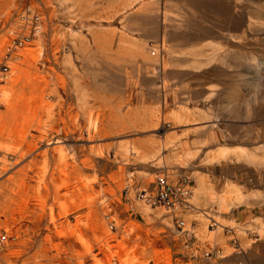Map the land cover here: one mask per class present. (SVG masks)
Masks as SVG:
<instances>
[{"label":"rangeland","instance_id":"obj_1","mask_svg":"<svg viewBox=\"0 0 264 264\" xmlns=\"http://www.w3.org/2000/svg\"><path fill=\"white\" fill-rule=\"evenodd\" d=\"M38 13L1 92L0 264H264V0H0V58Z\"/></svg>","mask_w":264,"mask_h":264},{"label":"bare ground","instance_id":"obj_2","mask_svg":"<svg viewBox=\"0 0 264 264\" xmlns=\"http://www.w3.org/2000/svg\"><path fill=\"white\" fill-rule=\"evenodd\" d=\"M36 15H38V18H37V21L35 22V23H33V22H31V18L30 19H28L27 17L25 18V20L27 19V20H29L30 21V25H29V29H28V33L27 34H29V33H31V34H29L30 35V37H31V39H33V37L34 36H36V34L38 33V30H37V28H40V23H41V20H40V14L38 13V14H36ZM26 20V21H27ZM257 21V20H256ZM258 22H260V21H258ZM253 24V23H252ZM255 24V23H254ZM262 26V25H261ZM21 27H23L24 28V26L22 25ZM37 27V28H36ZM25 28H26V26H25ZM40 30H41V28H40ZM25 32L26 33V29H22V31L20 32V33H17V32H15V34H19V35H21V34H24V33H22V32ZM17 36V37H19V38H21L20 36ZM25 35V34H24ZM26 36V35H25ZM24 39H26L27 37H24V36H22ZM15 38V37H14ZM29 40L28 41V43L30 42V41H32V40ZM26 44H27V42H26ZM25 45V44H24ZM23 45V46H24ZM157 49H158V47L157 46H154L153 47V54H154V52H157ZM2 51H3V49H1ZM0 50V51H1ZM5 51V50H4ZM20 49H18V48H16L14 51H13V53H12V55H9L8 56V58H7V60H6V64H7V68H8V71H7V73L4 75V77L2 78V85H0V104L1 103H5L6 104V98H5V96L3 95V93H1V92H3L2 90H3V88H4V84H5V82L7 83V81L10 83V84H12L13 82H14V80H17V79H15V77H13V71L12 72H10V62H11V60H12V56H15L16 57V54H17V56H19L20 57ZM1 53V52H0ZM238 59L240 60V61H243V60H245V57H242V55L241 56H239L238 57ZM14 60H16V59H14ZM247 60V59H246ZM18 61V60H17ZM158 67V66H157ZM17 67H15V69H16ZM15 69H13V70H15ZM18 69V68H17ZM16 72V71H15ZM17 73V72H16ZM19 75V74H18ZM17 78V77H16ZM44 95H45V93H44V91H43V97H44ZM42 97V98H43ZM84 97H86V94L84 95ZM45 98V97H44ZM87 98V97H86ZM80 101H81V99H80ZM80 101H79V103H80ZM82 102V101H81ZM246 102V101H245ZM47 104H49V103H47ZM85 103H82V105H84ZM87 104V103H86ZM247 104V103H246ZM43 107H45V109L47 110L48 108H49V106H47V105H45V103H44V105H43ZM83 109V108H82ZM31 111V110H30ZM89 111V110H88ZM48 112V111H47ZM88 114V113H87ZM91 114V113H90ZM90 114H88V117H87V119H86V122H85V124L83 125H79L77 128H76V131L78 132V134H79V138L82 140V141H84V142H88V139H89V135H88V133H94V135L95 136H99L100 135V131H101V129H100V126H99V122L97 121V118H95V119H93L92 117H90ZM50 115V114H49ZM176 118H178V117H176ZM38 120H40V119H38ZM32 121H33V124L36 126L34 129L37 131V132H43L46 128V126H43L42 124H41V122L40 121H37L36 122V120L33 118L32 119ZM27 124V123H26ZM33 125V126H34ZM45 125V124H44ZM27 128H28V126H27ZM49 129V128H48ZM52 129V128H51ZM27 130V129H26ZM24 131V130H23ZM22 132V131H21ZM25 132V131H24ZM45 132V131H44ZM20 134V133H19ZM25 134V133H24ZM21 135V134H20ZM19 135V136H20ZM43 135V134H42ZM25 136V135H24ZM27 136V135H26ZM41 138V139H40ZM39 139L42 141L43 140V138L44 139H46V137H40ZM22 139V138H21ZM25 139V138H24ZM50 139H47V141H49ZM61 142V140L60 139H58L57 138V142L56 143H60ZM49 144H51V142H49V143H47V145H49ZM9 147V146H8ZM8 147H6V145L4 146V145H2V144H0V156L3 154V155H12L11 154V150L8 148ZM220 148V147H219ZM257 148V147H256ZM69 150H71V151H74V152H76V153H79V152H82V159L80 160V164L82 165V166H85L86 164H88L89 162H92V157H91V153H94V155L95 156H99V152L97 151V149L96 150H94V148L92 147V146H90V148L87 150L86 149V147H84V148H81V149H78V148H75L74 146L73 147H69L68 148ZM36 150V149H35ZM132 150H134L133 148H132ZM14 151H15V149H14ZM37 151V150H36ZM48 151H50L49 153H52V160H54V162H56V163H60L61 161H63L64 159H65V152H64V150H63V148H60V146H58V147H55V148H53L52 150L51 149H49V150H44L43 152H42V157L44 158V160H46V158L44 157V156H46L47 154H48ZM16 152H18V151H16ZM67 152V151H66ZM217 152V155H215V157H213V159H215V158H225V157H227V156H232V157H234V158H237L238 156L239 157H244L246 160H248L249 162L251 161L252 163L253 162H255V161H253L252 159V155L251 154H249V152H247V150L245 149V148H239L238 147V149H236V150H229L228 148H226V147H221L220 148V150H217L216 151ZM13 153V152H12ZM132 153H135V151H133ZM16 154V153H15ZM212 154V153H211ZM216 154V153H215ZM76 155V154H75ZM255 155V154H254ZM13 156V155H12ZM237 156V157H236ZM70 157V156H69ZM253 157H256V156H253ZM261 157H263V156H261ZM80 158V157H79ZM78 158V159H79ZM160 158V157H159ZM209 158V157H208ZM207 158V159H208ZM258 158V157H257ZM256 158V159H257ZM73 159V158H72ZM210 159V158H209ZM255 159V158H254ZM262 159V161L264 162V159L263 158H261ZM43 160V159H42ZM74 160V159H73ZM160 160V159H159ZM158 160V161H159ZM217 160V159H216ZM239 160V159H238ZM66 161V160H65ZM211 161V160H210ZM42 162V161H41ZM45 162V161H44ZM70 162V161H69ZM76 162V161H75ZM68 163V162H67ZM159 163H160V161H159ZM35 164V163H34ZM78 164V163H77ZM40 166H41V164H40ZM42 166H43V164H42ZM76 167V166H75ZM43 168V167H42ZM47 168V167H46ZM45 169V168H44ZM43 173V172H42ZM64 173V172H63ZM166 175V174H165ZM65 181V180H64ZM189 181V180H188ZM198 183H197V185H198V188L199 189H196L195 190V195L193 196V198L195 199V200H197V196H196V193L199 191V193L201 192V193H203V194H207L208 195V197H210V193L211 192H208V191H206V188L204 187V183H203V180H202V178L199 176V178H198ZM154 185V184H153ZM231 185V184H230ZM226 186H227V184H226ZM232 186V185H231ZM228 187V186H227ZM228 188H231V187H228ZM235 188H237V187H235ZM232 189V188H231ZM141 191H143V192H145V190H141ZM153 192V191H152ZM210 194V195H209ZM191 195V194H190ZM227 196H229V197H232L233 196V198H237V197H239L240 196V193H239V191L238 190H232V191H228L227 193L226 192H224V194L221 196V198H219V206L221 205V206H223V205H228L229 204V197H227ZM190 197V196H189ZM211 198V197H210ZM140 200L142 199V200H144V201H146L147 200V197H146V195L145 194H143V195H141L140 196V198H139ZM213 199V198H212ZM209 201H210V199H209ZM212 201V200H211ZM146 203H147V201H146ZM185 204L187 205L188 204V206H189V203L188 202H185ZM217 204V205H218ZM220 206V207H221ZM155 207V206H154ZM159 207H161V206H159ZM219 207V208H220ZM229 208V207H228ZM227 208V209H228ZM180 209V208H179ZM173 210V209H172ZM164 211H165V213H167V212H169L168 210H166L165 208H164ZM176 213V212H175ZM181 213V212H180ZM170 214V213H169ZM173 222V221H172ZM111 226H113L112 224H111ZM176 226V225H175ZM174 226V227H175ZM182 226V222H181V225L179 226V224L176 226L177 228V230H179L178 232H180V233H182L183 231H185V229L183 228V227H181ZM185 226V225H184ZM219 227H222V224H220L219 225ZM208 238L209 239H211V238H213V235H209L208 236ZM5 242H6V240H5ZM4 242V243H5ZM3 246H4V244H3ZM2 246V247H3ZM2 247H1V249H0V253H1V250H2ZM237 247V246H236ZM207 255V254H206Z\"/></svg>","mask_w":264,"mask_h":264},{"label":"built area","instance_id":"obj_3","mask_svg":"<svg viewBox=\"0 0 264 264\" xmlns=\"http://www.w3.org/2000/svg\"><path fill=\"white\" fill-rule=\"evenodd\" d=\"M30 18H31V22L35 23L37 21L38 16L36 15V16L30 17ZM22 28L23 27H21L20 30H22ZM22 33H24L26 36L24 34H21V35L17 34L16 37L14 39H12L11 42H9L5 46V51H4L5 54L2 55V57L0 58V85H2V78L4 77V75L8 71L7 64H6V60H7L8 56L12 55L13 51L16 48L22 47L24 44H26V42L28 43V41L31 39V37L29 35L31 33L27 34L24 31ZM18 35L21 38L17 37ZM22 36L27 37V38L24 39ZM154 183H155V189H156V196L153 198V199H155V201H153V203L158 204V206H161V207L165 208L166 210H169L170 207H173L175 205V202H176L175 199H173V197H172L173 193L175 191V188L170 186L168 184V182L166 181V179L162 176L156 177ZM176 191H179L182 195H185V196L188 194L187 190H182V189L177 188ZM140 192L144 193L143 191H140ZM184 202H185V200H184ZM5 240H6L5 235L0 234V249H1V246L4 244Z\"/></svg>","mask_w":264,"mask_h":264}]
</instances>
